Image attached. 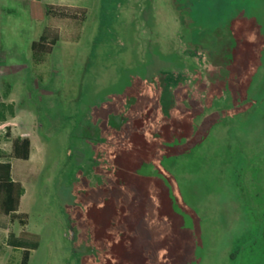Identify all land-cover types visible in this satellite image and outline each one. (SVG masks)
<instances>
[{
    "label": "rangeland",
    "instance_id": "374dc122",
    "mask_svg": "<svg viewBox=\"0 0 264 264\" xmlns=\"http://www.w3.org/2000/svg\"><path fill=\"white\" fill-rule=\"evenodd\" d=\"M39 1L86 8L87 18L78 43L57 42L37 65L31 45L47 21L0 0V161L24 188L27 215L25 226L0 229V264H20L24 249L28 264L90 263L114 213L94 209L108 184L91 187L75 171L68 142L76 117L104 128L116 114L130 123L117 135L121 166L107 158V180L138 208L140 255L123 264H264V0ZM204 49L224 59L216 89ZM168 69L187 84L162 111L150 80ZM162 122L179 132L164 159L162 142L126 147L133 132L154 141ZM15 138L30 140L27 161L10 157Z\"/></svg>",
    "mask_w": 264,
    "mask_h": 264
},
{
    "label": "trees",
    "instance_id": "16d2710c",
    "mask_svg": "<svg viewBox=\"0 0 264 264\" xmlns=\"http://www.w3.org/2000/svg\"><path fill=\"white\" fill-rule=\"evenodd\" d=\"M20 1L33 20L47 21L48 31L44 32L39 41L33 42L31 45L32 57L35 64L40 65L46 62L52 53L53 46L57 42L78 43L81 40L87 18L86 8L44 4L39 0ZM173 4L175 6V3ZM199 46L202 47L200 43ZM204 50L208 59L207 62L210 65L208 70L210 74L207 75L208 86L214 89L217 84L226 81L227 76L224 71V64L222 63L224 59L220 60V53H217V51ZM191 113L195 114V112ZM133 133L131 142L126 141V147L138 140H143L146 144L156 141L157 143L162 142V145H165V151L162 155V159H164L167 154H170L169 148L171 146L170 144L166 145V142H170L171 138L177 137L175 134L179 132L172 134L167 125L162 122L153 134L156 137L154 141H151L150 138L146 139L139 132ZM122 146L123 144L120 142L116 149H113V157L110 156L113 159L114 166H121V159L124 154ZM30 150L31 142L28 138H15L12 141L10 157L15 160L27 161L30 157ZM11 171L12 165L10 162L0 161V229L3 230L8 229L10 224L15 222H18L21 226H25L27 220L26 214L19 213L24 188L19 182L12 179ZM115 181L116 183L120 181V171L117 173ZM107 182L108 188L104 187L106 190L108 189L107 197L104 199L103 205L95 206L94 209L99 213H106V211L111 209L114 214L109 217L108 224L102 227V234L98 235V228L95 227L97 236L94 237L95 239L91 244L96 247L97 252L89 255L91 258L89 264H123L124 260H135L140 255L137 243L138 236L136 235L137 220L133 217L134 213L138 210L136 198L130 196L131 194L127 197V194H124L125 192L115 185L114 180V186H111L113 184L111 176ZM16 245L18 247H25L20 242H16ZM29 257L30 251L24 249L20 264H28Z\"/></svg>",
    "mask_w": 264,
    "mask_h": 264
},
{
    "label": "flooded vegetation",
    "instance_id": "af4514ba",
    "mask_svg": "<svg viewBox=\"0 0 264 264\" xmlns=\"http://www.w3.org/2000/svg\"><path fill=\"white\" fill-rule=\"evenodd\" d=\"M150 83L159 92V105L162 111L165 106L169 109L177 106L185 96L182 89L187 84V79L173 69L160 70L151 78ZM76 119L74 127L75 131L78 132L69 138V157L72 159L73 164H78L75 171L81 170L83 175L88 178L91 187H102L108 184L107 176L110 172L109 167L111 163L107 158H110V156L113 157V149H116L120 144L117 135L130 123V117L125 114L109 115L104 128L99 127V123L93 124L88 122L85 124L81 118L76 117ZM74 141H80L83 144H75ZM101 146H107V155L105 157H102L97 152V148ZM81 157L82 161H84H81V165H79L78 161L81 160ZM69 221L70 218H67V222ZM75 251L76 249L73 245L71 248L72 254Z\"/></svg>",
    "mask_w": 264,
    "mask_h": 264
}]
</instances>
